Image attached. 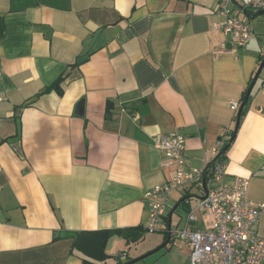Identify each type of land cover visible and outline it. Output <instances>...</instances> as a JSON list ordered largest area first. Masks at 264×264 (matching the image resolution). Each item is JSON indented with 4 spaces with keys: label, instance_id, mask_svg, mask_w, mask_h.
<instances>
[{
    "label": "crops",
    "instance_id": "1",
    "mask_svg": "<svg viewBox=\"0 0 264 264\" xmlns=\"http://www.w3.org/2000/svg\"><path fill=\"white\" fill-rule=\"evenodd\" d=\"M219 3L0 0V264H86L67 232L147 231L145 193L174 169L156 141L172 132L186 136L187 169L225 160L223 179L248 178L250 199L264 202V68L237 128L264 59V17L231 0L253 23L236 50L213 28ZM61 76L62 94L42 93ZM190 187L170 194L160 231L186 224L176 214ZM165 233L115 234L98 264L119 253L131 264H190L191 248Z\"/></svg>",
    "mask_w": 264,
    "mask_h": 264
},
{
    "label": "built area",
    "instance_id": "2",
    "mask_svg": "<svg viewBox=\"0 0 264 264\" xmlns=\"http://www.w3.org/2000/svg\"><path fill=\"white\" fill-rule=\"evenodd\" d=\"M239 1L252 12L264 10V0ZM230 3L231 0H220L217 12L222 20L214 22L213 28L222 30L237 50L250 41L253 23L235 15ZM261 89L264 91V81ZM230 106L237 110L239 102L233 101ZM156 146L165 155L163 165L174 166V169L168 181L154 185L145 193L150 213L147 230L155 232L160 228L174 190L197 184L204 188L206 179L205 194L188 212L186 224L180 228L169 224L170 237L191 248L190 264H262L264 236L259 233L258 226L264 202L250 199L249 179L236 176L231 182L225 181V160L211 162L206 159L203 167L187 169V139L180 132L162 135ZM119 256L124 257L125 253Z\"/></svg>",
    "mask_w": 264,
    "mask_h": 264
},
{
    "label": "trees",
    "instance_id": "3",
    "mask_svg": "<svg viewBox=\"0 0 264 264\" xmlns=\"http://www.w3.org/2000/svg\"><path fill=\"white\" fill-rule=\"evenodd\" d=\"M63 76L58 78L52 85L47 87L42 93L48 92L52 89H56L60 94L63 93L61 84L63 81ZM249 88V87H248ZM248 91V90H247ZM246 91V94H247ZM243 97L242 102L245 100ZM248 104V103H247ZM246 104V105H247ZM113 108V103L110 101L107 103L106 112L107 116L110 115L111 109ZM245 113V108L242 115ZM229 146L222 150L221 157L228 150ZM225 158V157H224ZM183 199H186L184 197ZM136 231L134 234L133 232ZM146 229L143 226L130 227L127 229H96V230H79V231H69L68 236L73 239V250L79 252L86 264H98L99 262L106 261L110 258L107 252V245L110 238L115 234H124L127 241H137L142 238L145 234ZM132 261H122L121 256L118 255V259L114 264H131Z\"/></svg>",
    "mask_w": 264,
    "mask_h": 264
},
{
    "label": "rangeland",
    "instance_id": "4",
    "mask_svg": "<svg viewBox=\"0 0 264 264\" xmlns=\"http://www.w3.org/2000/svg\"><path fill=\"white\" fill-rule=\"evenodd\" d=\"M264 17V15L258 16V17ZM189 190L191 191L190 193H188V196H190V203L188 204L187 201L181 203L177 210H178V214H176V216L180 215L183 219L187 216L188 211L191 208H195L198 201H199V197L202 196V192L203 190L201 189V187L199 185H193L192 187L189 188ZM174 194V193H173ZM172 196V195H171ZM178 197H175L174 199H171V203H173V205L177 202ZM159 230V229H158ZM156 231L154 232L155 235H159L160 237H162V239L165 237L166 235V231ZM146 232H149L148 230ZM145 232V233H146ZM153 234V233H149L148 235Z\"/></svg>",
    "mask_w": 264,
    "mask_h": 264
},
{
    "label": "water",
    "instance_id": "5",
    "mask_svg": "<svg viewBox=\"0 0 264 264\" xmlns=\"http://www.w3.org/2000/svg\"><path fill=\"white\" fill-rule=\"evenodd\" d=\"M256 14L257 15H263L264 14V10H260V11L256 12ZM263 68H264V59H263L261 65H260V67H259L256 75L254 76V79H253V81H252V83H251V85H250V87H249V89L247 91L246 96H245V100L242 102V104L240 106V109L238 111V115H237V128H238V126L240 124V120H241V116H242L243 109H244V107L246 106V104L249 101V97L251 95V92H252V90H253V88H254V86H255V84H256V82H257V80H258V78H259V76H260V74H261V72L263 70ZM84 102H85L84 99H81L78 102L77 107H76L77 108V112H82L84 110ZM236 132H237V129H236V131H235V133H234L231 141L234 139V137L236 135ZM228 146H229V144L225 148H227ZM203 185H204V189H206V179H204V184ZM168 240H170V226H169V229H168ZM167 243H168V241H166L161 247L157 248L155 251L160 250L162 247H164L165 245H167Z\"/></svg>",
    "mask_w": 264,
    "mask_h": 264
}]
</instances>
